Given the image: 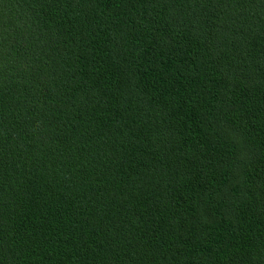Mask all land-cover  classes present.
Instances as JSON below:
<instances>
[{"label":"trees","instance_id":"1","mask_svg":"<svg viewBox=\"0 0 264 264\" xmlns=\"http://www.w3.org/2000/svg\"><path fill=\"white\" fill-rule=\"evenodd\" d=\"M0 264H264V0H0Z\"/></svg>","mask_w":264,"mask_h":264}]
</instances>
